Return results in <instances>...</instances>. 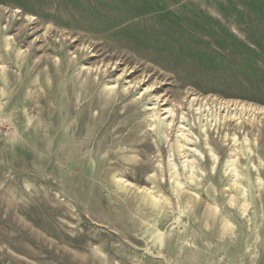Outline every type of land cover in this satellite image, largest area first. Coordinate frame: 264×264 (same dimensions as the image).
<instances>
[{"label":"rangeland","instance_id":"rangeland-1","mask_svg":"<svg viewBox=\"0 0 264 264\" xmlns=\"http://www.w3.org/2000/svg\"><path fill=\"white\" fill-rule=\"evenodd\" d=\"M0 264H264V0H0Z\"/></svg>","mask_w":264,"mask_h":264}]
</instances>
